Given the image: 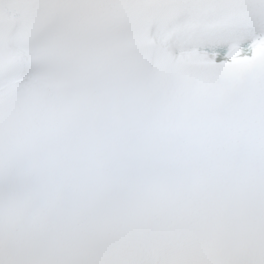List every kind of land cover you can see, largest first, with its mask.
<instances>
[{"label": "snow or ice", "instance_id": "6c2138e0", "mask_svg": "<svg viewBox=\"0 0 264 264\" xmlns=\"http://www.w3.org/2000/svg\"><path fill=\"white\" fill-rule=\"evenodd\" d=\"M0 264H264V0H0Z\"/></svg>", "mask_w": 264, "mask_h": 264}]
</instances>
